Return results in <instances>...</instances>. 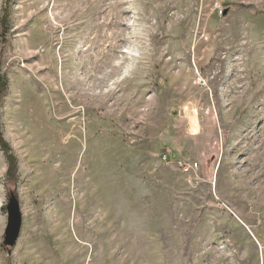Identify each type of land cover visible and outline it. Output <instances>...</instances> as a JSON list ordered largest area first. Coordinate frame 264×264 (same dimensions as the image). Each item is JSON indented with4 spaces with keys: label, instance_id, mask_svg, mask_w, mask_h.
<instances>
[{
    "label": "rangeland",
    "instance_id": "rangeland-1",
    "mask_svg": "<svg viewBox=\"0 0 264 264\" xmlns=\"http://www.w3.org/2000/svg\"><path fill=\"white\" fill-rule=\"evenodd\" d=\"M0 75V264H264V0H0Z\"/></svg>",
    "mask_w": 264,
    "mask_h": 264
},
{
    "label": "water",
    "instance_id": "water-1",
    "mask_svg": "<svg viewBox=\"0 0 264 264\" xmlns=\"http://www.w3.org/2000/svg\"><path fill=\"white\" fill-rule=\"evenodd\" d=\"M9 220L7 222L8 226L5 233V246L9 252H12L13 248L16 247L20 235L23 229V216L20 211L19 202L15 198H11L8 210Z\"/></svg>",
    "mask_w": 264,
    "mask_h": 264
},
{
    "label": "trees",
    "instance_id": "trees-1",
    "mask_svg": "<svg viewBox=\"0 0 264 264\" xmlns=\"http://www.w3.org/2000/svg\"><path fill=\"white\" fill-rule=\"evenodd\" d=\"M6 21L7 19H5V22ZM7 82H8L7 77L4 75H0V108L2 107L3 104V97H4L3 94H5L7 90V86H8ZM0 148L5 154L6 157L5 159L7 160L9 165V169L7 171V179L9 181L15 182L17 180L18 161L16 160V157L11 147H9V144L4 140V137L2 136L1 133V128H0Z\"/></svg>",
    "mask_w": 264,
    "mask_h": 264
},
{
    "label": "built area",
    "instance_id": "built-area-1",
    "mask_svg": "<svg viewBox=\"0 0 264 264\" xmlns=\"http://www.w3.org/2000/svg\"><path fill=\"white\" fill-rule=\"evenodd\" d=\"M169 158L170 155H165L164 160L167 161ZM180 166L184 169L186 173L194 171V165L192 164L182 163Z\"/></svg>",
    "mask_w": 264,
    "mask_h": 264
}]
</instances>
